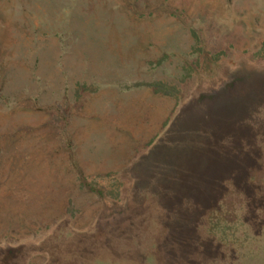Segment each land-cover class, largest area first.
I'll list each match as a JSON object with an SVG mask.
<instances>
[{"label": "rangeland", "instance_id": "rangeland-1", "mask_svg": "<svg viewBox=\"0 0 264 264\" xmlns=\"http://www.w3.org/2000/svg\"><path fill=\"white\" fill-rule=\"evenodd\" d=\"M0 264H264V0H0Z\"/></svg>", "mask_w": 264, "mask_h": 264}, {"label": "bare ground", "instance_id": "bare-ground-1", "mask_svg": "<svg viewBox=\"0 0 264 264\" xmlns=\"http://www.w3.org/2000/svg\"><path fill=\"white\" fill-rule=\"evenodd\" d=\"M24 168H25V167H24ZM16 170H17V169H16ZM24 170H25V169H24ZM22 172H23V171H22ZM24 174H25V173H24ZM17 176H18V175H17ZM14 178H15V177H14ZM14 178H13V179H14ZM16 179H17V178H16Z\"/></svg>", "mask_w": 264, "mask_h": 264}, {"label": "trees", "instance_id": "trees-1", "mask_svg": "<svg viewBox=\"0 0 264 264\" xmlns=\"http://www.w3.org/2000/svg\"><path fill=\"white\" fill-rule=\"evenodd\" d=\"M99 193H102L101 191H99Z\"/></svg>", "mask_w": 264, "mask_h": 264}]
</instances>
